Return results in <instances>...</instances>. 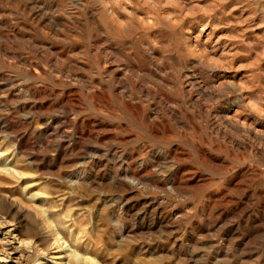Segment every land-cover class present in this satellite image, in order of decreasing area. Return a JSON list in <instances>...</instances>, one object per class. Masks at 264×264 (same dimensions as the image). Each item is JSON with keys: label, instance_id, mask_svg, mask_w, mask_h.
Segmentation results:
<instances>
[{"label": "rangeland", "instance_id": "1", "mask_svg": "<svg viewBox=\"0 0 264 264\" xmlns=\"http://www.w3.org/2000/svg\"><path fill=\"white\" fill-rule=\"evenodd\" d=\"M0 264H264V0H0Z\"/></svg>", "mask_w": 264, "mask_h": 264}, {"label": "bare ground", "instance_id": "2", "mask_svg": "<svg viewBox=\"0 0 264 264\" xmlns=\"http://www.w3.org/2000/svg\"><path fill=\"white\" fill-rule=\"evenodd\" d=\"M116 17H117V16H116ZM201 98H202V97H201ZM253 100H254V99H253ZM249 102H250V101H249ZM254 102H255V101H254ZM248 105H249V104H248ZM255 105H256V104H255ZM254 107H255V106H254ZM262 113H263V112H262ZM228 124H229L230 126L233 127V124H232V123L229 122ZM229 125H228V126H229ZM155 127H156V126H155ZM245 130H246V129H244V131H245ZM246 131H247V130H246ZM253 132H254V131H253ZM258 135H259V134H258ZM259 143H260V142H259ZM236 144H237V143H236ZM58 258H59V257H58Z\"/></svg>", "mask_w": 264, "mask_h": 264}]
</instances>
